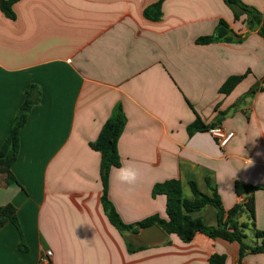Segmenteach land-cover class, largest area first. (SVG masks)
Wrapping results in <instances>:
<instances>
[{"label": "crops", "instance_id": "1", "mask_svg": "<svg viewBox=\"0 0 264 264\" xmlns=\"http://www.w3.org/2000/svg\"><path fill=\"white\" fill-rule=\"evenodd\" d=\"M238 1L264 20V0ZM159 2L160 18L148 19ZM13 11L9 19L0 7V148L34 85L40 101L20 133L17 183L0 176V205L17 208L22 231L0 228V264H38L47 251L49 264H209L214 255L264 264V253L242 258L238 242L202 233L130 253L131 234L104 210L101 155L90 147L121 105L122 165L110 172L108 198L125 224L168 218L156 184L180 180L192 200L195 182L203 194L216 190L229 232L241 230L251 248L264 244V38L249 16L236 19L224 0H19ZM221 21V41L197 43ZM238 76L230 93L220 92ZM197 118L234 137L222 148L208 131L190 135ZM121 170L135 179L122 180ZM251 196L254 216L244 206L229 218ZM198 215L219 225L213 206Z\"/></svg>", "mask_w": 264, "mask_h": 264}, {"label": "trees", "instance_id": "2", "mask_svg": "<svg viewBox=\"0 0 264 264\" xmlns=\"http://www.w3.org/2000/svg\"><path fill=\"white\" fill-rule=\"evenodd\" d=\"M19 0H0L2 12L9 19H15L13 6ZM233 10L236 19H239L240 12L246 13L249 16L250 28L259 29V34L264 38V20L260 13L243 4L238 0H224ZM145 16L151 20H158L161 16V2L151 6L145 11ZM227 29V24L221 21L213 35L203 37L197 40L198 44H208L214 41H221ZM244 76L232 77L228 79L221 87L220 92L224 94L230 93L242 80ZM40 101V91L37 86H32L26 94L25 101L20 106L16 117L13 120L10 133L0 148V176H5L6 184L17 183V180L12 172V167L20 154V133L27 123L28 114L32 107ZM126 116L121 105H117L111 117L104 124L98 139L90 143V147L99 152L101 155L100 177L103 183L102 203L104 210L114 227L121 233H130L128 249L130 253L146 249L148 246L137 243L134 236L140 233L141 229L147 226L157 224L168 236L176 235L183 242H191L198 233H202L212 239H223L229 242H238L240 244V255L243 258L248 253H264V244L251 248L244 242L245 236L241 230L229 232L227 225L223 221L226 211L222 201L215 189H212L211 194H203L198 189L195 182H191L194 198L186 199L183 195L182 184L180 180H170L164 183H159L154 186L153 196L164 194L167 197V219L152 216L137 224H125L117 213L116 209L108 198L110 172L113 168H119L122 165L121 156L118 150L119 140L126 126ZM216 125L205 126L199 118L188 128L190 135L196 132L210 131ZM257 188L252 186H239V191H247L254 193ZM213 206L218 210L219 225L217 227L208 226L202 217L198 214L207 206ZM245 206V207H244ZM245 208L254 216V198L250 197L246 204H238L231 212L229 218L234 217L239 210ZM12 223L20 232L21 226L17 216V208L9 203L0 205V228L7 223ZM258 237H264V233L258 232ZM225 258L222 256H212L209 264H223Z\"/></svg>", "mask_w": 264, "mask_h": 264}, {"label": "water", "instance_id": "3", "mask_svg": "<svg viewBox=\"0 0 264 264\" xmlns=\"http://www.w3.org/2000/svg\"><path fill=\"white\" fill-rule=\"evenodd\" d=\"M167 233L157 224L142 228L135 236L137 242L142 245H152L162 243L167 239Z\"/></svg>", "mask_w": 264, "mask_h": 264}, {"label": "built area", "instance_id": "4", "mask_svg": "<svg viewBox=\"0 0 264 264\" xmlns=\"http://www.w3.org/2000/svg\"><path fill=\"white\" fill-rule=\"evenodd\" d=\"M220 147H225L234 137L233 132H226L221 126H216L209 131ZM52 252L47 251L38 264H49Z\"/></svg>", "mask_w": 264, "mask_h": 264}, {"label": "clouds", "instance_id": "5", "mask_svg": "<svg viewBox=\"0 0 264 264\" xmlns=\"http://www.w3.org/2000/svg\"><path fill=\"white\" fill-rule=\"evenodd\" d=\"M122 176L121 179L127 182H132L135 179V174L130 170H121Z\"/></svg>", "mask_w": 264, "mask_h": 264}, {"label": "rangeland", "instance_id": "6", "mask_svg": "<svg viewBox=\"0 0 264 264\" xmlns=\"http://www.w3.org/2000/svg\"><path fill=\"white\" fill-rule=\"evenodd\" d=\"M248 235H249V239H250V242H251V240H255V238H254V236L252 235V233H248ZM133 237V236H132Z\"/></svg>", "mask_w": 264, "mask_h": 264}]
</instances>
